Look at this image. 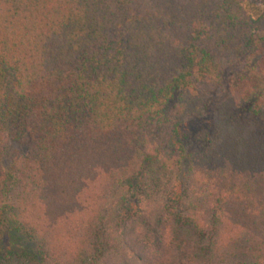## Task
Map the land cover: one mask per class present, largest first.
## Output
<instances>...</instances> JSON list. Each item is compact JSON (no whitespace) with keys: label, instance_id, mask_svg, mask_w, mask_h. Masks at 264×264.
Here are the masks:
<instances>
[{"label":"trees","instance_id":"1","mask_svg":"<svg viewBox=\"0 0 264 264\" xmlns=\"http://www.w3.org/2000/svg\"><path fill=\"white\" fill-rule=\"evenodd\" d=\"M263 41L244 0H0V226L23 256L103 264L110 197L187 153L191 185L163 192L191 239L137 259L264 264Z\"/></svg>","mask_w":264,"mask_h":264},{"label":"rangeland","instance_id":"2","mask_svg":"<svg viewBox=\"0 0 264 264\" xmlns=\"http://www.w3.org/2000/svg\"><path fill=\"white\" fill-rule=\"evenodd\" d=\"M244 6L254 18L264 14L262 0H244ZM262 46L264 47V41ZM13 150V148H9L2 161L10 182L14 180L10 176ZM191 159L192 155L183 154L181 166L166 177L160 175L161 173L156 166V169H148L136 177L133 185L122 186L110 197L95 237L105 258L103 264H160V259L154 260V262H150L151 259L146 262L137 259V250H142L145 256L149 255L156 258L161 253V251L158 253V246H156L158 238H161L162 242L167 240L168 243H171V238H175L174 244L178 248L179 240L188 242L191 239L188 233L179 230L180 225L165 212L166 197L163 192L173 185L176 188L186 183L187 186L191 185L187 179V170ZM175 166L176 164L173 167ZM155 183L157 186L160 185L162 189L159 190ZM9 211V208L4 210L3 217L9 214ZM184 235H187V238ZM207 235L212 238V228L208 229ZM190 236L193 237L191 234ZM184 247L183 245L179 249L182 250ZM178 248L169 247V250L175 252L176 249L179 250ZM3 251H9L13 256L0 258V264H37L27 258L26 255L23 256V252L33 255L34 253L40 254L37 243L23 232L8 230L6 225L0 226V257ZM163 251L165 252L166 248ZM201 252L200 250L199 254Z\"/></svg>","mask_w":264,"mask_h":264}]
</instances>
